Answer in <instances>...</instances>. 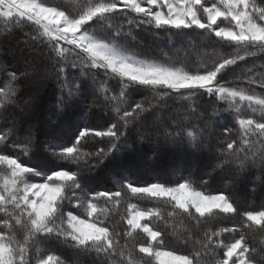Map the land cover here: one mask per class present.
Instances as JSON below:
<instances>
[{"label":"snow or ice","instance_id":"obj_1","mask_svg":"<svg viewBox=\"0 0 264 264\" xmlns=\"http://www.w3.org/2000/svg\"><path fill=\"white\" fill-rule=\"evenodd\" d=\"M0 23V33L19 30L18 43L42 57L41 74L55 83L58 117L83 113L67 132L46 134L35 162L31 127L21 135L12 121L0 130V264H82L80 257L92 258L90 264H264V203L241 211L229 194L250 172L258 173L252 183L264 187V92L251 87L264 90V72L257 79L250 75L254 66L241 67L264 57V0H0ZM137 31L154 39L163 32L169 43L175 37L200 58L193 66L166 51L141 53L129 46V39L145 43ZM0 72L5 119L10 107L23 111L33 104L32 95L21 101V81L37 69L29 59L23 70L0 64ZM229 72L235 74L226 81ZM111 81L118 89L110 88ZM243 83L249 87L228 86ZM140 93L149 95L134 101ZM204 95L216 103L198 111L196 98ZM177 97L183 111L177 108L165 120L167 101ZM98 107L111 115L90 126L83 117ZM148 116L149 133L131 136ZM227 116L236 128L225 126L224 138L215 137V123ZM145 139L156 149L190 152L207 171L174 180L148 172L131 179L118 171L115 191H98L102 185L83 175L109 164L117 168ZM228 171L225 188H208L214 173ZM118 213L117 224L110 223ZM221 216H239L240 223H210ZM178 219L192 226L178 230ZM119 224L126 225L123 231ZM257 232L259 248L250 239ZM52 241L72 255L48 247Z\"/></svg>","mask_w":264,"mask_h":264},{"label":"trees","instance_id":"obj_2","mask_svg":"<svg viewBox=\"0 0 264 264\" xmlns=\"http://www.w3.org/2000/svg\"><path fill=\"white\" fill-rule=\"evenodd\" d=\"M57 3H61L62 0H56ZM0 28H3V24L0 23ZM28 31L29 29H25ZM140 39L145 41L143 45L133 43L129 39V46L132 49L138 50L141 53L157 54L159 51H166L170 56H173L179 60L195 66L200 58L197 51L189 48L187 43L181 44L179 40L173 37L172 43H169L167 39V34L160 32L159 39H154L151 33H146L144 31H137L135 33ZM194 35V33H190ZM22 38V33L19 30H14L12 35H4L0 33V64H4L8 67L9 70H23L24 61L31 60L32 63L36 66L37 73L32 76L29 80L21 81L23 85V91L20 94L21 101L27 99L29 95L35 97L33 104L30 107H25L23 111L19 107H10L7 112L4 114L5 119H0V130L6 129L11 126L12 121H16L20 127V134L23 135L25 129L31 127L36 136L37 152L34 153L35 158L42 156L40 149L42 148V142L46 139V134L55 133L62 134L67 132L70 128L74 127L83 116V113L72 112L66 113L62 117H58L56 109V90L55 83L51 80H45L41 74V69L44 67V62L42 57L37 54V52H29L28 49L24 48V45L18 43ZM21 49H24L21 53ZM175 49H180L179 52H176ZM40 53H43L44 49L40 48L38 50ZM264 64V57H260L246 62V65L241 67H253L254 71L250 75H256L259 79L258 73L264 72V68L261 65ZM71 71V69H70ZM241 68H237L235 73H239ZM233 72H229L224 79L230 80L233 78ZM79 75L78 72L75 73ZM3 73L0 72V83L3 80ZM100 79H103L101 75ZM35 87L32 84H35ZM110 88L118 89L119 85L116 81L110 82ZM228 86H243L249 87L246 83L233 85L229 84ZM255 92L262 93V90L259 85L251 86ZM148 93H140L133 95L132 99L140 100L142 96H147ZM98 104H103L102 100L97 101ZM192 101H188L187 104H191ZM216 103L215 97L209 98L207 95L198 96L195 101V106L198 111L204 110L205 108ZM168 107L163 111L162 115L165 120L168 119L170 115H173L177 108H181V103L177 97L175 101L168 100ZM223 106V105H221ZM181 111L183 109L181 108ZM157 115H161L158 111ZM111 113L106 114V109L104 107L94 108L91 113L83 117L90 126H96L98 124H103V121L109 119ZM227 115V114H225ZM152 116L146 117V120L142 122V125L133 130L130 135L136 136L137 131L147 134L149 133V125L151 124ZM195 123V119L192 120ZM230 127L235 129L236 126L231 118L219 119L215 125L214 136L217 138H224L222 132L223 127ZM238 135V132L234 133ZM136 153L134 156H125L123 160L120 161V164L117 168L112 169L111 164L108 167L101 166L103 171L100 169L95 170L92 173L85 171L83 175L90 177V183L93 185L99 183L102 185L101 188L96 190H112L115 191L116 187L113 184V176L118 171H123L129 175V178L136 179L137 177H142L146 172L158 174L162 180H174L179 175L187 176L190 172L194 176H200L202 172L207 171L203 166V162L193 158L192 154L187 151L172 150L169 148H160L156 149V146L150 139H145L142 143L137 140L135 145ZM9 151H11L9 149ZM97 173L99 175H97ZM258 175L257 172L248 173L242 180H240L235 186V190L229 189V194L234 198H237L238 205L240 206L241 211L243 210H252L253 207H258L261 203H264V187H261L259 182L253 184L252 181L255 180V177ZM232 179L231 172H224L223 174H213V177L208 181V188L211 190L223 189L228 184V181ZM255 188V191L252 189ZM127 198V197H125ZM133 203H140L142 207H153L159 206L165 208L166 206L162 203L156 204L152 201H136L133 200ZM252 206V207H249ZM126 209V204L122 205L120 208V213H123ZM120 220V214H116L111 218L110 223L117 224ZM233 222L236 224L240 223L239 216L236 217H219L214 221H210L214 226H223L231 227ZM178 230H183L185 227H191L192 222L187 219H180L176 222ZM163 228V225H159ZM126 225L119 224V230L123 231ZM167 231V229H166ZM261 233L257 232L250 239L256 242V245L261 247L260 238ZM140 236H137L136 239H140ZM48 247L57 249L64 256H71V250L64 248L63 246L58 245L55 241L49 242ZM89 257H80L82 264H90Z\"/></svg>","mask_w":264,"mask_h":264},{"label":"rangeland","instance_id":"obj_3","mask_svg":"<svg viewBox=\"0 0 264 264\" xmlns=\"http://www.w3.org/2000/svg\"><path fill=\"white\" fill-rule=\"evenodd\" d=\"M37 83H35V84H32L34 87H35V85H36Z\"/></svg>","mask_w":264,"mask_h":264}]
</instances>
